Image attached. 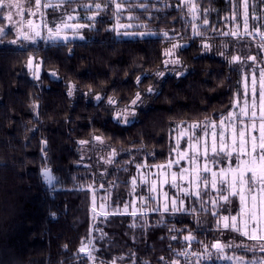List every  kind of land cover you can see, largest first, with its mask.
I'll list each match as a JSON object with an SVG mask.
<instances>
[{"label":"trees","instance_id":"obj_1","mask_svg":"<svg viewBox=\"0 0 264 264\" xmlns=\"http://www.w3.org/2000/svg\"><path fill=\"white\" fill-rule=\"evenodd\" d=\"M167 3L170 6L165 7V0H157L150 15L142 8L132 11L142 29L156 35L124 37L106 31L112 17L105 14L97 17L95 28L83 30V39L0 44V264H81L77 250L94 226L106 233L96 242L97 264L116 257L121 258L117 264H158L161 256L171 258L169 244L177 250L184 245L182 240L171 241L170 235L176 233L170 234L168 229L173 226L194 228L197 239L206 243L219 238L210 216L197 225L192 216L183 213L162 218L146 209L145 225L131 228L133 218L121 212V201L130 199L123 181L136 171L134 165L123 171L127 162L146 158L148 164L166 163L175 143L173 130L181 121L191 124L217 118L240 91L241 70L229 62L232 46L221 47L234 38L213 31H225L241 21L232 18L229 0H196L209 9V26L201 19L199 26L211 45L208 51L202 49L201 37L193 35L192 22L170 0ZM170 40L185 45L177 51L181 63L156 78ZM220 51L226 55L221 56ZM29 57L42 65L39 80L25 66ZM177 71L183 74L176 75ZM137 77L142 79L140 84ZM69 84L73 85L72 95H68ZM149 85H156L157 92L144 95L147 104L138 109L136 119L117 123L108 98L127 105ZM96 94L101 97L97 102L93 99ZM95 136L118 152L104 176L94 167L78 164V141ZM45 167L58 178L55 189L40 174ZM93 181L95 194L86 190ZM101 183L111 197L109 211L121 213L106 220L92 212L94 195L106 194L99 190ZM161 219L164 223L157 226ZM92 235L99 237L100 232ZM191 245L190 253L203 251L196 241ZM237 254L252 257L251 252ZM179 259L184 264V258Z\"/></svg>","mask_w":264,"mask_h":264},{"label":"snow or ice","instance_id":"obj_2","mask_svg":"<svg viewBox=\"0 0 264 264\" xmlns=\"http://www.w3.org/2000/svg\"><path fill=\"white\" fill-rule=\"evenodd\" d=\"M74 2L77 7H90L88 4L80 3L79 0H59L58 3H42V0H0V21H7V24L0 27V43L22 46L24 42L31 43L40 38L45 28L47 36L43 38L46 40L67 41L69 30L83 39L82 30L95 28L97 17L105 14L112 17L110 27L106 31L123 36L151 35L148 32L129 31L134 25L122 23L121 16L127 11L129 13L127 20L135 19L132 15L135 8H142L150 15V10L156 6L157 0H102V3H95L96 11L93 15L80 17L86 19L87 23L70 24L68 21L76 20L79 15L76 9L71 7ZM229 3L232 5V18L242 21L243 32L217 29L213 31H219L222 36L234 38L233 41L222 42L221 47L231 44L236 54L230 56L229 62L242 67L246 66L240 82L241 90L235 94L229 108L225 109L226 114L219 113L215 119L206 117L202 122L191 124L181 121L173 130L176 132L175 143L170 148L166 163L148 164L146 158L140 162L130 159L122 170L127 172L128 166L134 165L137 175L130 174L129 178L123 181L130 199L121 203L124 214L133 218L131 228L145 225L146 222L142 219L148 214L145 209L160 213L162 218L166 215L175 216L183 213L192 216L197 225L205 216H210L215 221V229L219 235L222 236L225 231L235 233L239 242L214 238L212 242L206 243L197 239L194 228L187 225L182 229L173 226L168 229L170 234L176 233V235H170L171 241L182 240L184 245L177 250L169 244L168 251L171 258L161 256L158 264H180L179 257L184 258V264H205L206 261L213 260H227L231 264H264V62L258 55L241 51V49L251 48L255 38L259 36L260 42L255 45V49L264 54V23L260 22L264 20V17L252 14L258 4H264V0H257V4L251 3L250 0H229ZM168 6L170 5L165 0V7ZM171 6L180 9L184 16H191L193 21L199 18L203 25L209 26L206 18L209 9L202 8L196 0H178V3ZM31 8L35 10H30ZM42 8L52 10L51 21L45 22ZM17 15L39 17L41 23L35 24L30 19L25 28L23 19L15 20ZM175 19L178 17H174ZM250 20L254 23H250ZM190 28L193 35L201 37L202 49L210 50L211 45L204 32L200 30L199 24L192 23ZM171 31L175 35H181L175 33L174 29ZM9 32L12 33L13 38L3 40L2 38ZM164 36L167 38L168 32H165ZM237 44L240 48L236 47ZM184 46L171 43V47L166 49L163 55L173 57L177 49ZM219 54L226 55L224 51H220ZM162 63L165 66L180 64L181 60L166 59ZM25 66L32 72L34 79H40L39 62L29 57ZM182 74V72H176V75ZM156 75L163 77L165 73L158 72ZM141 82V77H137V84ZM156 92V85L141 89L129 105L115 111L113 119L117 123H131L132 118L136 116V109L143 104V96ZM68 95H72L71 90ZM96 99L100 100L101 97L96 96ZM108 103L117 105L118 101L110 97ZM93 139L98 145L107 147L102 137L95 136ZM181 141L184 142L183 147H181ZM79 143L91 148L90 141L82 140ZM117 156L118 152L112 149L107 157L99 155L98 158L102 164L114 165ZM106 172L107 169H105ZM105 173H101V176ZM89 174L94 175V173ZM42 176L44 181L55 189L58 178L52 174V171L45 167L42 170ZM111 188L115 190L116 184L112 183ZM86 190L95 194L97 191L95 181L88 185ZM99 190H103L106 194L99 198L94 195L93 216L106 220L111 215L121 214L118 211H109L112 201L107 195L108 190L105 189L104 183L99 185ZM150 205L154 206L150 207ZM118 208L119 205H117ZM225 212L228 214L224 215ZM49 214L52 217L56 216L55 212ZM163 223L164 220L161 219L157 226ZM95 231L100 232L99 237L92 235ZM105 236L106 233L102 229L94 226L82 239L81 246L77 250L81 254L78 257L81 259V264L85 261L97 264L96 242ZM192 241L200 244L203 251L190 253ZM229 249L231 254L227 252ZM238 251L251 252L252 257L237 255ZM257 252L262 255L257 256ZM190 256L195 259H189ZM120 259L116 257L111 262L100 260L99 264H117Z\"/></svg>","mask_w":264,"mask_h":264},{"label":"rangeland","instance_id":"obj_3","mask_svg":"<svg viewBox=\"0 0 264 264\" xmlns=\"http://www.w3.org/2000/svg\"><path fill=\"white\" fill-rule=\"evenodd\" d=\"M171 1V4H176L178 3V0H170ZM58 3L59 0H42V3ZM80 3H83V4H88L90 5V7H77V4L74 2L71 4V7L72 8H75L76 9V13H78L79 15L77 16L76 20H73V21H68V23L72 24V23H87L88 21L86 19H81L80 17L81 16H91L94 14V12L96 11L95 9V3H102V1L100 0H79ZM251 3L253 4H257V0H250ZM261 6L259 8H256V10L252 13L253 15H257V16H261V17H264V4H260ZM30 10H35L34 8H31ZM51 9H44L42 8L41 9V12L43 13V17H44V20L45 22H49L53 19V16L51 15ZM128 12L125 11V13L121 16V22L122 23H131L134 25V27L130 28L129 31H132V32H148V33H151V35H156L154 34L153 31H149V30H143L142 29V23L137 21L136 20V15L132 12V15H134L135 19L129 21L127 20V16H128ZM57 15H59V13H57ZM198 17H199V14H197ZM38 18L39 17H32V16H28V15H24L23 17L17 15L15 17V20L19 21L21 19L24 20V27L26 28L27 27V21L28 20H33L34 23L36 24L37 21H38ZM183 18L188 21L189 23L192 22V23H197L199 24L200 26V19L198 18L196 21H193L191 19V16H184L183 15ZM261 23H264V20H261L260 21ZM250 23H254L253 21L250 20ZM4 24H7V21H4L3 23L0 22V27L4 26ZM49 26H51V24H49ZM241 31L243 32V24H242V21H239V22H236L234 23L233 25L227 27V29H225V31ZM68 35H69V40L70 39H78L80 38V35H77V34H73L71 32V30L68 31ZM82 35H83V30H82ZM47 36V30L46 28L42 30V36L40 38H37L36 41L34 42H24V45L25 44H35L37 43L38 41L42 40V41H49V42H53V40H46L44 39L43 37ZM123 36V35H121ZM124 37H131V36H124ZM13 38V35L11 32H9V34L5 35L2 39L3 40H11ZM60 40H63V39H60ZM258 41H260L259 39V36H257L255 38V40L253 41V46L251 48H248V49H241V51L245 52L246 54H254V55H258L259 59L264 62V54H262V56H259L258 54V51L255 49V45L258 44ZM0 44H3V43H0ZM5 44V43H4ZM9 44V43H8ZM14 45V44H12ZM14 46H21V45H14ZM238 46L240 47L239 44L236 45V47L238 48ZM170 46H167V49L170 48ZM178 51V49H177ZM177 51H176V54L175 56L173 57H167L165 56L164 57V60L166 59H174V58H178L177 57ZM233 54H236L233 50H232V55ZM35 62H39V60H35ZM27 63V61H26ZM177 64H168L167 66H165L164 64H162V66L155 72V75L156 73L158 72H164L165 75L168 74V73H171L173 71V68H175ZM235 66L239 67L240 70H241V78H242V75H243V72H244V68L246 66H238L235 64ZM27 68V67H26ZM30 73V75L33 77L32 75V72L27 69ZM54 78H56V75L55 74H51ZM156 78H161V77H157L156 75ZM241 78H240V81H239V84H240V90L242 88V84L240 83L241 82ZM73 89V85L72 84H69L68 85V91L71 90L72 91ZM96 96H100L98 94L94 95L93 99L95 102H97L98 100L96 99ZM242 99V98H241ZM234 100V99H233ZM233 100L231 101V103L233 102ZM130 103H128L127 105H129ZM147 104V101L144 99V96H143V104L141 106H145ZM111 109H112V112L114 113L115 115V111L118 110L119 108H123L125 105H119L117 103V105H111ZM139 106L137 109H136V116H137V111L138 109L141 107ZM238 111V109H236ZM225 113V112H224ZM226 114V113H225ZM136 116L134 118H132V121L136 119ZM211 119H214V118H211ZM131 121V122H132ZM124 124V123H122ZM175 136H176V133H175ZM94 138V137H93ZM87 139V140H83V141H90L91 143V148H89V146H85V145H81L79 142L82 141H78V151H79V155H80V162L78 163L80 166H91V167H94L97 172L99 173V175H101V173H105V169L108 170L109 166L108 164H102L100 161H99V155H104V156H108L111 152V148H108V147H104L103 145H98L97 142L93 139ZM184 146V142L181 141V147ZM83 157V159H82ZM106 174V173H105ZM104 174V175H105ZM103 175V176H104ZM135 175H137L136 171H135ZM150 206H154V205H150ZM98 210V209H97ZM131 211V210H129ZM145 211H147L145 209ZM121 212H124L121 211ZM120 213V212H119ZM224 215H227L228 213L225 212L223 213ZM219 239L221 240H236V242L238 243L239 242V239H237L236 237V234L235 233H229L227 231L224 232V234L221 236L219 234H217ZM245 242H248V241H245ZM250 243V242H248ZM228 251H231L230 249L227 250ZM229 254V252H228ZM238 255V254H237ZM218 262H220L221 260H216ZM223 261V260H222ZM229 262V261H228Z\"/></svg>","mask_w":264,"mask_h":264},{"label":"water","instance_id":"obj_4","mask_svg":"<svg viewBox=\"0 0 264 264\" xmlns=\"http://www.w3.org/2000/svg\"><path fill=\"white\" fill-rule=\"evenodd\" d=\"M41 23V21H40V19L38 18V21H37V23L36 24H40ZM34 58V57H33ZM34 60H35V58H34ZM40 63V62H39ZM40 65H41V63H40ZM28 69V68H27ZM41 71H42V65H41V69H40V72H39V76L41 75ZM48 169H50L49 167H47ZM44 169V168H43ZM42 169V170H43ZM42 170L40 171V174H42ZM51 170V169H50ZM48 187L50 188L51 186H49L48 185Z\"/></svg>","mask_w":264,"mask_h":264}]
</instances>
